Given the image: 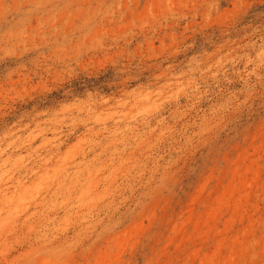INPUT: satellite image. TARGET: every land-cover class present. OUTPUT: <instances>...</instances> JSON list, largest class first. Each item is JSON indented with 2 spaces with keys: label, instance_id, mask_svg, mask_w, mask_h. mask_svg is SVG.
Returning <instances> with one entry per match:
<instances>
[{
  "label": "rangeland",
  "instance_id": "1",
  "mask_svg": "<svg viewBox=\"0 0 264 264\" xmlns=\"http://www.w3.org/2000/svg\"><path fill=\"white\" fill-rule=\"evenodd\" d=\"M0 264H264V0H0Z\"/></svg>",
  "mask_w": 264,
  "mask_h": 264
}]
</instances>
